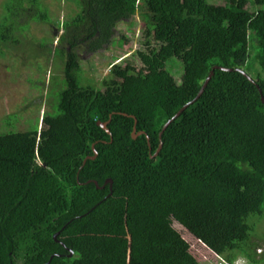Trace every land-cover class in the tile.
Here are the masks:
<instances>
[{"label": "trees", "instance_id": "1", "mask_svg": "<svg viewBox=\"0 0 264 264\" xmlns=\"http://www.w3.org/2000/svg\"><path fill=\"white\" fill-rule=\"evenodd\" d=\"M70 1L78 11L49 38L50 44L57 38L56 46L51 50L44 38L38 44L63 64L61 80L49 81L52 110L43 113L40 128L0 133V264L102 258V244L83 255L69 238L59 239L62 246L53 235L81 227L103 232L105 220L122 216L132 151L150 173L175 178L178 222L213 251H230L234 262L239 249L261 237L252 221L264 219V0ZM3 8L1 55L23 43L30 22L51 21L42 0H5ZM134 16L143 28L133 60L111 63L99 87L82 84L78 49L98 52L113 42L116 25ZM172 63L184 74L180 83L167 67ZM214 66L241 69L254 83L236 70H214L200 97L159 139ZM109 116L110 135L97 125ZM130 116L136 132H144L135 139ZM92 144L97 155L82 164L93 156ZM108 179L111 187L104 185ZM150 251L138 242L130 263L162 264L159 241Z\"/></svg>", "mask_w": 264, "mask_h": 264}, {"label": "rangeland", "instance_id": "2", "mask_svg": "<svg viewBox=\"0 0 264 264\" xmlns=\"http://www.w3.org/2000/svg\"><path fill=\"white\" fill-rule=\"evenodd\" d=\"M4 1L0 0V19L4 14ZM42 1L51 18L50 23L30 22L23 43L9 45L3 48L4 54H0V133L24 132L37 123L40 128L43 113L52 110L50 99L54 100V96L51 91L48 92L49 81L52 76L57 82L61 80L63 64L47 48L39 47V40L44 38L50 44L49 38L62 33L61 22L72 17L78 9L70 0ZM206 1L212 5L224 4V0ZM248 6L250 10L254 9L251 1ZM142 28L143 23L134 16L119 22L114 29L113 42L98 52H89L81 46L78 54L82 84L99 87L108 76L111 63L125 66L124 60L132 59V54L141 46ZM121 38L125 40L122 47L118 44ZM56 44L57 38L50 44L51 50ZM134 63L138 65L137 61ZM167 67L175 81L180 83L184 74L179 65L172 63ZM40 77L44 83L40 82ZM136 154L135 151L128 154L129 167L124 178L125 211L122 216L105 220L102 223L103 232L90 233L81 227L61 234L62 238H69L79 247V253L87 255L86 250L102 244V258L94 264H132L129 254H135L138 242L149 249L151 256V247L154 248L159 241L162 264H264V219L252 221L256 223L261 237L254 239L246 249H239L235 261L231 263L230 251L226 254L213 251L206 241L190 234L187 227L178 222L175 178L150 173ZM227 218L231 221L233 216ZM127 227L133 233L126 235Z\"/></svg>", "mask_w": 264, "mask_h": 264}, {"label": "water", "instance_id": "3", "mask_svg": "<svg viewBox=\"0 0 264 264\" xmlns=\"http://www.w3.org/2000/svg\"><path fill=\"white\" fill-rule=\"evenodd\" d=\"M216 69H219V70H222V71H233V70H236V71H238V72H240L244 77H246L251 83H254V81L251 79V77L249 76V75H247L244 71H242L241 69H231V68H223V67H218V66H214L211 70H210V72H209V74H208V76L206 77V79H205V81L203 82V84H202V86H201V88H200V90H199V92L197 93V95H196V97L191 101V102H189V103H187V104H185L184 106H182L175 114H174V116L172 117V118H170L164 125H163V127H162V129H161V131L159 132V134H158V136H159V139L161 138V135H162V133H163V131L168 127V125L171 123V122H173L191 103H193L194 101H196L199 97H200V95L203 93V91H204V89H205V87L207 86V84H208V82L210 81V79H211V77L213 76V74H214V70H216ZM257 86V85H256ZM258 88V87H257ZM260 92V91H259ZM261 100H262V103H264V98L263 97H261ZM124 116H126V114H123ZM130 117H132L133 119H134V125H133V130H132V134H131V136H132V139H135L136 137H138V136H140V135H142L144 132H142V131H139V132H136V119L134 118V116H130ZM110 119H111V116H109V119L106 121V122H100V121H97V125L100 127V128H102L108 135H110V132H109V130L107 129V125H108V123L110 122ZM147 138V137H146ZM147 140H148V138H147ZM161 146H162V144L161 143H159V145H158V147H157V149H156V151H155V153H154V155L152 156V158L153 157H156L157 155H158V153H159V151H160V149H161ZM91 148H92V151H93V156H87V157H85L84 158V160L82 161V164H85V162H86V160L87 159H90V160H93V159H95V157H96V155H97V153L95 152V150H94V144H92V146H91ZM88 182H91V181H88ZM94 182V184H95V186L97 187V188H99L98 187V184H97V182L96 181H93ZM111 183H112V181L111 180H106L105 182H104V185H106V184H109L110 185V187H111ZM100 188H103V186L102 187H100ZM61 238V232H57V233H55L54 235H53V239L56 241V242H59L62 246H64V244H63V242H61L59 239ZM73 254V252L72 251H70V253H69V256H71ZM52 259V257H50V260Z\"/></svg>", "mask_w": 264, "mask_h": 264}, {"label": "flooded vegetation", "instance_id": "4", "mask_svg": "<svg viewBox=\"0 0 264 264\" xmlns=\"http://www.w3.org/2000/svg\"><path fill=\"white\" fill-rule=\"evenodd\" d=\"M109 180V179H108Z\"/></svg>", "mask_w": 264, "mask_h": 264}]
</instances>
